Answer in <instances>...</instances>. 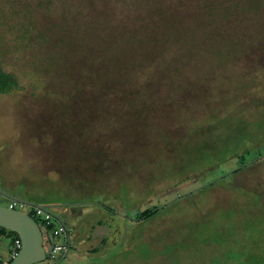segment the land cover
<instances>
[{"label":"rangeland","instance_id":"374dc122","mask_svg":"<svg viewBox=\"0 0 264 264\" xmlns=\"http://www.w3.org/2000/svg\"><path fill=\"white\" fill-rule=\"evenodd\" d=\"M208 1L0 0V187L60 264H264V0Z\"/></svg>","mask_w":264,"mask_h":264},{"label":"water","instance_id":"95a60500","mask_svg":"<svg viewBox=\"0 0 264 264\" xmlns=\"http://www.w3.org/2000/svg\"><path fill=\"white\" fill-rule=\"evenodd\" d=\"M246 163L244 166L248 165ZM201 187L195 188L186 194H180L175 199L184 195H189L193 191L199 190ZM0 196L6 198L9 201H14L19 204L28 205L32 207H38L45 212L49 213L55 218L62 226H65V222L56 213L51 211L50 205L35 204L28 201L16 194H10L5 192L0 187ZM173 201V200H172ZM0 227L5 228L11 232L17 234L20 240V249L17 255L8 264H37L42 262L51 252L53 245V237L49 233V244L47 249L43 247V235L37 222L33 220L29 215L16 209H11L0 204ZM70 241H68L66 250L62 257H60L54 264H60L69 252Z\"/></svg>","mask_w":264,"mask_h":264},{"label":"built area","instance_id":"2783aa9c","mask_svg":"<svg viewBox=\"0 0 264 264\" xmlns=\"http://www.w3.org/2000/svg\"><path fill=\"white\" fill-rule=\"evenodd\" d=\"M5 206L8 208H11V209H16V210H19L18 208H23V210H19V211L26 213L35 221L38 218L40 219V221L42 223V226L40 229H41V232L43 230L45 231V234L47 236V243L49 244V240H48V234L49 233L52 235L53 241H54L53 245H52V250H51L50 254L47 256L48 258H50L52 260H57L60 257L61 253L66 250L69 239H67V241L63 244L56 243L54 240V237L56 235L63 234L66 229L59 222H57L56 228L54 230H52V228L50 226L51 225L50 221H51L52 216L49 213L45 212L44 210H42L38 207L23 205V204H19L17 202H14V201H9L8 204ZM19 249H20V240H19V238H17L16 240H14V244H13V247L11 250V258L12 259L17 255Z\"/></svg>","mask_w":264,"mask_h":264},{"label":"trees","instance_id":"16d2710c","mask_svg":"<svg viewBox=\"0 0 264 264\" xmlns=\"http://www.w3.org/2000/svg\"><path fill=\"white\" fill-rule=\"evenodd\" d=\"M215 1L216 0H214V1L210 0V1L206 2L205 4H203V6H201L202 10L204 9L205 12H210L209 14H213L214 10L216 9L215 8V4H214ZM234 8H236L238 10L239 7L236 6ZM242 8L247 10V7H245V6H242ZM228 15H229L228 14V10H224V11H222L221 17L225 18ZM214 26L216 28L217 24L214 25ZM78 28H80V27H78ZM18 89H19V83H18L16 75H14L11 72H7V71H5L3 69L2 61H1V58H0V94H9V93H12V92H14V91H16ZM238 170L239 169H235L234 173L236 171H238ZM156 210H158L157 207L153 208L152 210L147 209V210L143 211L140 214L139 219L142 220V221L147 220L149 217H151L156 212ZM64 227L66 228V225ZM4 231L5 232L8 231L10 236H14L15 239L18 238L16 233L11 232V231H9V230H7L5 228L0 227V233H3ZM11 261H12V258H10L8 260L7 264L10 263ZM0 264H2L1 261H0Z\"/></svg>","mask_w":264,"mask_h":264},{"label":"crops","instance_id":"0c3cea01","mask_svg":"<svg viewBox=\"0 0 264 264\" xmlns=\"http://www.w3.org/2000/svg\"><path fill=\"white\" fill-rule=\"evenodd\" d=\"M64 222H65V221H64ZM65 224H66V223H65ZM7 262H8V261H6V260H1V263H2V264H7Z\"/></svg>","mask_w":264,"mask_h":264}]
</instances>
